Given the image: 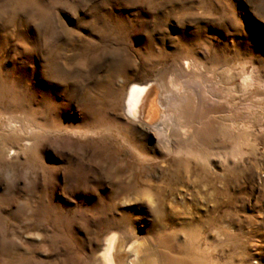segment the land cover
I'll return each mask as SVG.
<instances>
[{
  "label": "rangeland",
  "instance_id": "rangeland-1",
  "mask_svg": "<svg viewBox=\"0 0 264 264\" xmlns=\"http://www.w3.org/2000/svg\"><path fill=\"white\" fill-rule=\"evenodd\" d=\"M146 80L193 91L169 140L204 155L125 114ZM112 235L264 264V0H0V264H96Z\"/></svg>",
  "mask_w": 264,
  "mask_h": 264
},
{
  "label": "bare ground",
  "instance_id": "bare-ground-1",
  "mask_svg": "<svg viewBox=\"0 0 264 264\" xmlns=\"http://www.w3.org/2000/svg\"><path fill=\"white\" fill-rule=\"evenodd\" d=\"M181 70L183 73L187 74V72L192 70L191 62L185 61ZM192 92L193 91L189 89L187 93L185 89L183 100L186 101L185 99L188 97L192 98ZM206 94L207 92L205 95ZM215 95L216 94L210 92L207 97L204 96L205 107L214 108L216 106L213 99ZM179 98L180 92H176L172 87L168 88L166 83L163 82L158 84L156 81L146 80L142 84L133 83L130 85L125 96V114L129 118L149 125L160 138L161 142L167 141L166 144L168 149L187 155H204L205 152L208 151L207 147L210 146L208 144V139L204 140L203 138V135L204 137L207 136L204 131H202V138L196 137L190 140L185 136L188 140L183 138L182 141L178 140L173 143L169 140L173 133V129H175V127L178 128L180 119L186 118L181 115L184 114L182 109H178V113H176L177 108L180 107V102L183 101L182 98ZM203 148H207V150L202 151L201 149ZM103 243L104 250L101 254L96 256V264H139L137 255L138 250L133 246H129L127 249H120L119 241L115 235L105 238ZM166 264L176 263L169 259L166 261Z\"/></svg>",
  "mask_w": 264,
  "mask_h": 264
},
{
  "label": "snow or ice",
  "instance_id": "snow-or-ice-1",
  "mask_svg": "<svg viewBox=\"0 0 264 264\" xmlns=\"http://www.w3.org/2000/svg\"><path fill=\"white\" fill-rule=\"evenodd\" d=\"M133 133L137 137H143V135H144V133H142L138 128L137 129H133Z\"/></svg>",
  "mask_w": 264,
  "mask_h": 264
}]
</instances>
